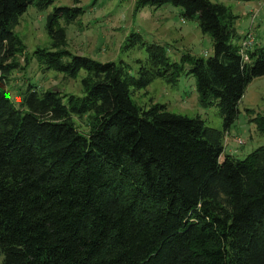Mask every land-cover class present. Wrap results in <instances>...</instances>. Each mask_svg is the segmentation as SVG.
<instances>
[{
    "label": "trees",
    "instance_id": "16d2710c",
    "mask_svg": "<svg viewBox=\"0 0 264 264\" xmlns=\"http://www.w3.org/2000/svg\"><path fill=\"white\" fill-rule=\"evenodd\" d=\"M34 1L39 9L52 2L0 0V264H264V146L242 160L222 155L246 86L264 76V47L242 50L245 36L221 4L137 0L179 8L208 35L212 54L171 63L148 45L151 69L133 77L121 61L63 62L65 52L36 50L44 70L70 79L83 71V95L63 103L64 95L28 85L15 108L6 85L23 47L10 27ZM80 13L56 8L47 16L51 48L65 44L57 21ZM183 65L199 105L216 102L221 132L131 102L129 88L154 78L173 86ZM82 117L85 132L74 121ZM249 122L264 135V114Z\"/></svg>",
    "mask_w": 264,
    "mask_h": 264
},
{
    "label": "rangeland",
    "instance_id": "374dc122",
    "mask_svg": "<svg viewBox=\"0 0 264 264\" xmlns=\"http://www.w3.org/2000/svg\"><path fill=\"white\" fill-rule=\"evenodd\" d=\"M136 1L52 0L44 9L37 8L35 1L29 4L10 27L23 47L22 56L17 58L20 66L11 73L6 85L14 107H18L19 99L28 85L38 91L52 90L64 95L63 103L68 95H83L80 86L83 71L70 79L61 73L44 70L33 55L36 50L65 52L67 55L62 56L63 62L69 61L72 56L86 57L99 63L121 61L133 77L138 75L140 68L151 69L145 50L148 45L161 47L171 63H178L183 55L205 58L212 54L208 35L200 33L195 20L181 19L179 8L171 5L136 7ZM208 1L223 5L235 17L236 34L246 38L240 42L242 50L243 47H264V0ZM56 8L81 10L75 20L67 25L62 18L57 21L64 29L65 36V44L59 49L50 47V39L45 31L46 18ZM187 69L188 66L183 65L173 86L160 78H154L144 88H129L131 102L143 110L151 105H160L168 112L198 118L205 127L221 132L222 120L216 102L207 107L199 105L194 79ZM237 111L235 121L223 133L222 155L242 160L254 149L264 146V135L259 134L249 122L250 118L264 114V76L251 80L246 86L237 104ZM74 121L79 130L85 132V118ZM221 160L222 156L219 158Z\"/></svg>",
    "mask_w": 264,
    "mask_h": 264
},
{
    "label": "built area",
    "instance_id": "2783aa9c",
    "mask_svg": "<svg viewBox=\"0 0 264 264\" xmlns=\"http://www.w3.org/2000/svg\"><path fill=\"white\" fill-rule=\"evenodd\" d=\"M245 39H246V38H245ZM251 40H252V38H250V42H252ZM246 41H247V40H246ZM247 42H248V41H247ZM250 42H248V43H250ZM245 49H246V48L243 47V50H245ZM244 59H245V58H244Z\"/></svg>",
    "mask_w": 264,
    "mask_h": 264
}]
</instances>
